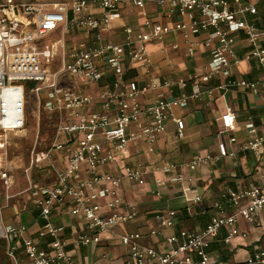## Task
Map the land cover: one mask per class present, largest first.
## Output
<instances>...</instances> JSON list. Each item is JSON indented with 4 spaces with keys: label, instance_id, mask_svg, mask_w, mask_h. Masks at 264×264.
I'll use <instances>...</instances> for the list:
<instances>
[{
    "label": "built area",
    "instance_id": "built-area-1",
    "mask_svg": "<svg viewBox=\"0 0 264 264\" xmlns=\"http://www.w3.org/2000/svg\"><path fill=\"white\" fill-rule=\"evenodd\" d=\"M128 4L140 11L146 30L134 32L128 27L123 44H100L101 33L112 26L111 14ZM149 4L168 6L171 13L176 11L190 21H179L171 26L152 24L145 11ZM95 9L100 10L99 14ZM257 14L255 4L241 0L0 1V181L7 190L14 184L15 166L8 158L10 147L5 137L25 131V97L29 95L36 100L37 113L44 111L49 115L51 135L47 149L37 150L36 144L32 148L24 172L30 179L33 170L46 165L54 176L53 183H30L26 190L32 207L43 221L38 239H50L47 249L40 247V241L26 236V225L8 226L0 219V240L4 242L9 264H21L22 255L28 264H75L70 252L79 247L100 245L103 234L138 218L137 204L126 200L119 192L124 179L144 185V167L140 163L125 165L120 176L102 169L117 157H123L132 141L153 144L165 132L167 120L176 124L177 136L183 137L184 122L170 110L186 105L188 98L159 100L149 107L142 106L140 94L156 85L151 83L139 89L135 82L127 80L125 63L149 64L147 44L150 40L163 39L170 32L182 33L186 52L192 56L196 46L193 37L211 32L205 45L210 46L213 41L216 44L204 65L203 79L225 77L227 81L220 87L224 92L236 87L257 90L260 85L264 87V80L249 82L232 75L233 67L242 61L234 51L238 32H243L249 43L243 59L255 60L264 72V25L257 26L246 19ZM74 29L92 35L98 44L85 48L68 46L67 35ZM108 73L112 74L113 81L110 88L100 94L101 111L87 112L94 98L78 92L72 85L73 79L96 84ZM21 83H26L27 87ZM179 83L183 85V81ZM208 95L211 96L212 91H208ZM142 117H147L148 123L137 132L129 133L131 125ZM39 120L40 117L38 129ZM221 121L224 129H231L235 115L227 111ZM247 131L252 137L239 145L237 152L259 155L264 137L257 134L252 123L247 124ZM236 154L221 144L217 155L196 157L186 167L194 171L202 163ZM178 169L173 163L163 167L166 174H172V182L181 184V193L187 195L190 189L183 185V177L176 174ZM156 195L161 197L159 192ZM190 201L200 204L202 197L196 193ZM213 208L215 215L199 231L178 228L177 211L168 210L153 215L157 228L147 233L118 235L119 244L126 249L127 264H231L212 252L211 245L215 242L229 245L237 236L246 238L247 233L239 228L240 218L249 225L261 223L264 186L254 185L243 190L226 188ZM55 212L78 218L84 226L67 235L64 227L52 222ZM168 229L175 232L165 237V250L146 245L149 237L163 236ZM251 263L264 264L262 248L254 250Z\"/></svg>",
    "mask_w": 264,
    "mask_h": 264
},
{
    "label": "crops",
    "instance_id": "crops-1",
    "mask_svg": "<svg viewBox=\"0 0 264 264\" xmlns=\"http://www.w3.org/2000/svg\"><path fill=\"white\" fill-rule=\"evenodd\" d=\"M241 1L251 2L258 9L256 16L249 15L246 19L257 26L264 25V0ZM169 9L168 6L161 8L149 4L145 11L152 24L171 26L179 21L186 23L190 21L188 17L182 18L176 11L171 13ZM94 12L99 14L100 10L95 9ZM110 18L112 26L101 33L100 44L108 42L123 44L125 29L128 27L134 32L146 30L140 11L132 4L118 9ZM210 33L202 32L193 37L196 46L192 56L186 52L187 46L182 33L170 32L163 39L150 40L147 44L151 61L149 64L125 63L127 80L135 82L139 89L150 86L151 83L156 85V88H150L140 94L139 101L142 106L149 107L159 100L166 102L182 97L188 98L186 105L170 110L174 117L183 120L184 133L183 137H178L176 124L167 120L165 132L158 136L153 144L144 140L132 141L123 157H117L114 162L102 169L104 172L120 176L125 165L140 163L144 167L146 172L144 185L124 179L119 192L123 198L137 204L139 216L134 221L103 234L100 245L73 250L76 253L75 264H127L126 249L119 244L117 236L129 232L147 233L150 229L157 228L158 224L153 218L156 212L177 211L178 228L199 231L215 215L213 203L220 201L221 193L226 188L243 190L254 185L264 186V146L259 155L253 152H237L239 145L252 137L247 131V124L252 123L257 129V134L264 137V87L260 85L257 90L236 87L224 92L220 87L226 83L225 77L218 75L210 80H204L203 76L206 72L204 65L210 60L212 49L216 44L213 41L210 46L205 45ZM235 37L234 51L242 61L233 67V77L249 82H262L264 72L258 63L255 60L243 59L249 50L248 39L243 32H238ZM67 42L68 46L74 48L98 44L92 35L79 29H74L67 35ZM195 76L197 78H194ZM179 80L183 81V85ZM112 81L113 76L108 73L99 83L91 84L74 78L72 85L78 92L89 94L94 98L87 112H99L101 111L100 94L110 88ZM166 83L168 86H165ZM208 91H212L211 96L208 95ZM195 93H199L198 97L193 96ZM227 111L235 115V123L231 129H224L222 126L221 118ZM148 120L147 117L140 118L131 125L128 132L131 134L137 132L148 123ZM221 144L225 145L229 152H236V156L207 161L194 171L186 167L196 157L217 155ZM167 163L178 165L176 174L183 177V185L190 189L187 195L181 193L180 183L171 181L172 174L163 171ZM46 167L44 165L34 170L36 174L30 176V179L25 177L29 183L21 194L25 198L26 205L7 202L4 208L9 209L11 214L7 218H3L0 214L4 225H26L28 227L26 236L40 241L39 245L43 249L48 248L47 243L50 239H38V231L43 226V221L32 207L26 190L30 183L40 184L36 182L40 179V175H44L42 179L46 181L40 185L54 182L53 174ZM156 192H159L161 197H158ZM196 193L202 197L200 204H193L190 201ZM239 220V228L243 233H247V237L237 236L229 245L215 242L211 245V250L216 252L222 261L231 264H253L251 260L254 250L258 248L264 250V213L261 216V223L256 225H249L241 218ZM52 222L64 227L67 235L84 226V222L78 218L60 212L53 213ZM174 232V229L164 230L163 236L149 237L145 243L149 247L163 251L166 248L165 237ZM223 235L224 231L221 232L222 237ZM90 257L92 258L89 259ZM21 261V264H28V260L23 255Z\"/></svg>",
    "mask_w": 264,
    "mask_h": 264
},
{
    "label": "rangeland",
    "instance_id": "rangeland-1",
    "mask_svg": "<svg viewBox=\"0 0 264 264\" xmlns=\"http://www.w3.org/2000/svg\"><path fill=\"white\" fill-rule=\"evenodd\" d=\"M25 88L26 83H21ZM26 120L27 126L24 132L20 134H7L6 141L9 144L8 149V158L15 166L14 177L15 184L9 190H7L3 183L0 181V214L3 218H7L9 214V209L4 208L5 205L8 204H19L26 205L25 198L21 194L27 187L28 181L25 179L26 174L24 172L25 168L29 165V159L31 151L33 150L35 144L37 150L47 149L49 145V137L50 133V120L44 111L41 113H37V105L36 100L33 96H26ZM39 127L38 129V118ZM36 173L34 170L31 172V177H33ZM40 179L36 182L43 184L44 181L42 177L44 175H40ZM11 196V198L7 201V196ZM4 242L0 240V264H9V260L5 256L4 252ZM72 257L76 256V253L70 252ZM111 256V255H110ZM90 257L89 259H91ZM92 260H90L91 262Z\"/></svg>",
    "mask_w": 264,
    "mask_h": 264
},
{
    "label": "trees",
    "instance_id": "trees-1",
    "mask_svg": "<svg viewBox=\"0 0 264 264\" xmlns=\"http://www.w3.org/2000/svg\"><path fill=\"white\" fill-rule=\"evenodd\" d=\"M258 10V9H257ZM263 22H264V20H263ZM263 25V24H262Z\"/></svg>",
    "mask_w": 264,
    "mask_h": 264
}]
</instances>
